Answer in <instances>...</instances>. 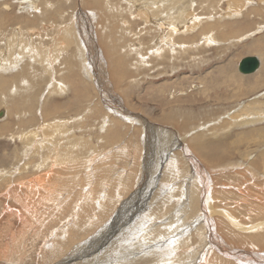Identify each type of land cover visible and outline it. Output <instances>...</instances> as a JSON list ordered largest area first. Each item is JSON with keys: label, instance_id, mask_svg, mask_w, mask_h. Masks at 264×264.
Wrapping results in <instances>:
<instances>
[{"label": "rangeland", "instance_id": "1", "mask_svg": "<svg viewBox=\"0 0 264 264\" xmlns=\"http://www.w3.org/2000/svg\"><path fill=\"white\" fill-rule=\"evenodd\" d=\"M263 84L264 0H0V264H264Z\"/></svg>", "mask_w": 264, "mask_h": 264}, {"label": "bare ground", "instance_id": "2", "mask_svg": "<svg viewBox=\"0 0 264 264\" xmlns=\"http://www.w3.org/2000/svg\"><path fill=\"white\" fill-rule=\"evenodd\" d=\"M182 1V0H181ZM192 2V1H191ZM32 3V2H31ZM174 5H178V2L177 1H174V3H173ZM35 9V8H34ZM86 12V11H85ZM38 14V13H37ZM189 14V13H188ZM157 15V14H156ZM187 15V14H186ZM191 15H194L193 13L191 14ZM183 16V15H182ZM228 17V16H227ZM34 18V17H33ZM187 19V18H186ZM197 19V18H196ZM57 21V20H56ZM191 27V25H188V26H186V29H189ZM163 29L164 30H171V29H169V27H163ZM191 29V28H190ZM193 29V28H192ZM175 31H177V32H181V29H174ZM185 31V30H184ZM188 32V31H187ZM167 34V33H166ZM172 34V33H171ZM173 35V34H172ZM82 36V35H81ZM78 38V37H77ZM77 38H76V40H77ZM82 38V37H81ZM212 39V38H211ZM206 41H208V39H205ZM163 41V40H162ZM210 41V40H209ZM79 42H81V44L83 45V40H79ZM83 42V43H82ZM161 42V41H160ZM162 43V42H161ZM203 43V42H202ZM205 44H207V43H205ZM211 44V43H210ZM155 46V45H154ZM192 48V47H191ZM81 49V52H80V54H82L83 52V49L82 48H80ZM170 51V50H169ZM173 51V50H172ZM183 51V50H182ZM84 54H82V56H83ZM151 55V54H150ZM170 55H171V53H170ZM159 56V55H158ZM162 56V55H161ZM172 57H173V55H172ZM254 57H256V56H254ZM149 58V57H148ZM82 59V58H81ZM262 62V61H261ZM119 65V64H118ZM262 66V65H261ZM261 66H260V68H261ZM120 67V66H119ZM10 68V67H9ZM44 68H46V67H44ZM2 69H5V68H2ZM86 69V68H85ZM46 71H47V69H46ZM258 71V70H257ZM256 71V72H257ZM238 72H239V65H238ZM255 72V73H256ZM24 73V72H23ZM240 73V72H239ZM48 74H49V72H48ZM241 74V73H240ZM50 75H51V73H50ZM244 76H247V75H244ZM256 82H258V81H256ZM5 87H7V86H5ZM264 87V84L263 85H261V86H258L257 88H255L254 90H252V91H259V89L260 88H263ZM243 94V93H242ZM264 97V96H263ZM259 105V106H264V102L263 101H261V100H255L254 102H252L251 103V105ZM56 133V132H55ZM57 134V133H56ZM36 135V134H35ZM40 146V145H39ZM172 149V148H171ZM195 149L197 150V152L198 153H200V152H202L203 151V147H201V146H199V145H197V147H195ZM50 156V155H49ZM69 156V155H68ZM189 156V155H188ZM60 159V158H59ZM58 159V160H59ZM73 159V158H72ZM61 160V159H60ZM175 161V160H174ZM188 161L189 162H191V163H193L194 165H196L195 164V159H193L192 157H188ZM57 162V161H56ZM65 162V161H64ZM179 163V162H178ZM177 163V164H178ZM190 163V164H191ZM180 164V163H179ZM57 166V164H54L53 166ZM177 166V165H176ZM49 167V166H48ZM195 168H197V169H199L198 168V166H194ZM177 171V170H176ZM51 172V171H50ZM180 172V171H179ZM182 172V171H181ZM181 175H182V173H180ZM179 174V175H180ZM194 175V174H193ZM195 176V175H194ZM196 177V176H195ZM197 178H199V177H196V179ZM202 179V180H201ZM193 180H195V179H193ZM200 180H201V183L202 184H206V182H205V180L203 179V177L201 176V178H200ZM186 181V180H185ZM189 184V183H188ZM187 185V184H186ZM185 185V186H186ZM212 185V184H211ZM190 186V185H189ZM205 189L207 188V187H204ZM204 189V190H205ZM208 189H206L205 191H203V193H202V195L204 196V194L206 193V191H207ZM173 191V190H172ZM177 191V190H176ZM175 191V192H176ZM182 192H184V190H181ZM174 192V193H175ZM185 193V192H184ZM191 195H190V202H186V203H184V206L185 207H187V208H191L192 209V211H194L195 209H196V207L198 206V204H199V202H201V206H202V204H203V197H201V194L199 195V192H198V194H197V192H195L194 190H192L191 191V193H190ZM207 194V193H206ZM177 196V195H176ZM92 197V196H91ZM90 197V198H91ZM105 197V196H104ZM183 198H186V201H188L189 200V198L187 197V194L185 195V197H183ZM176 200H178V199H176ZM208 200V199H207ZM206 200V201H207ZM167 202H169V201H167ZM207 203V202H206ZM211 205V204H210ZM200 206V205H199ZM198 206V207H199ZM219 211V210H218ZM224 212V211H223ZM205 213V215L208 217V214L206 213V212H204ZM220 214V213H219ZM222 217V216H221ZM231 219H232V217H230ZM186 220V219H185ZM155 222H153V224L151 225V224H149L148 225V227H150L151 229H152V234L151 233H149L150 232V230H146V232L148 233V235H154L156 232H157V228H158V224L160 223L159 221H160V219H156V220H154ZM230 221V220H229ZM202 222V221H201ZM204 222H208V221H204ZM205 224V223H204ZM207 224V223H206ZM207 226V225H206ZM253 227H255V226H253ZM239 228V227H238ZM149 229V228H148ZM241 229V228H240ZM169 230H171L169 227L166 229V231H162L161 230V234L160 235H162L163 237H165L166 238V236L167 235H169L168 233H172V231L170 232ZM177 230V229H176ZM186 232V231H185ZM207 232H209V230L207 231ZM213 232L212 231H210V233H209V236L207 237V244H206V246L207 245H209L210 244V242H211V245H209V246H211L210 248H209V250H207V248L204 246L203 248H205L206 250H207V252H205L206 254L210 251V250H213V247H215V241H216V238L213 236V234H212ZM185 234H187V233H184L183 234V238H184V236H185ZM156 235V234H155ZM146 236V235H145ZM182 236V235H181ZM180 236V237H181ZM146 237H149V236H146ZM151 237V236H150ZM149 237V238H150ZM180 237H179V239H180ZM185 237H187V235L185 236ZM152 238V237H151ZM164 238V239H165ZM156 239H158V238H156ZM179 239L177 238V239H174V240H170L169 241V245H171V246H173V248H174V246H176L177 248H178V246H180L181 244H179L180 242H179ZM149 240V239H148ZM147 240V241H148ZM151 240V239H150ZM149 240V241H150ZM184 241V240H183ZM154 242V241H153ZM218 243V242H217ZM4 248V247H3ZM181 250V249H180ZM224 250V249H223ZM175 251V250H174ZM224 251H226V250H224ZM204 252V251H203ZM176 252H174L173 253V255L175 254ZM176 255V254H175ZM151 256V255H150ZM152 256L153 257H155L156 258V256L155 255H153L152 254ZM151 256V257H152ZM202 257V256H201ZM253 258V257H252ZM257 260V259H256ZM255 260V261H256ZM206 261V260H205ZM204 261V262H205ZM174 263L176 262V260L175 261H173ZM170 262H167V264H169ZM171 264H173V263H171ZM183 264H184V262H183ZM187 264V263H186ZM191 264V263H190ZM256 264V263H255ZM263 264V263H262Z\"/></svg>", "mask_w": 264, "mask_h": 264}, {"label": "water", "instance_id": "3", "mask_svg": "<svg viewBox=\"0 0 264 264\" xmlns=\"http://www.w3.org/2000/svg\"><path fill=\"white\" fill-rule=\"evenodd\" d=\"M262 62L260 58L254 56H247L239 63V72L242 75H252L260 69Z\"/></svg>", "mask_w": 264, "mask_h": 264}]
</instances>
